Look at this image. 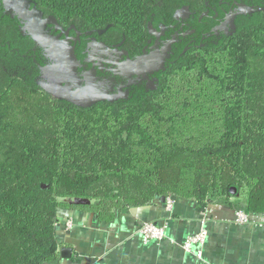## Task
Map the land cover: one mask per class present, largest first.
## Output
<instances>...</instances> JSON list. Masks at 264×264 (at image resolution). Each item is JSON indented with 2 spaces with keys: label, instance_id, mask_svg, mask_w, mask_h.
I'll return each mask as SVG.
<instances>
[{
  "label": "trees",
  "instance_id": "obj_1",
  "mask_svg": "<svg viewBox=\"0 0 264 264\" xmlns=\"http://www.w3.org/2000/svg\"><path fill=\"white\" fill-rule=\"evenodd\" d=\"M27 1L76 58L120 65L84 61L83 106L44 91L0 4V264L57 261L59 210L104 224L174 196L264 217V0Z\"/></svg>",
  "mask_w": 264,
  "mask_h": 264
},
{
  "label": "crops",
  "instance_id": "obj_2",
  "mask_svg": "<svg viewBox=\"0 0 264 264\" xmlns=\"http://www.w3.org/2000/svg\"><path fill=\"white\" fill-rule=\"evenodd\" d=\"M167 198L172 201L170 207ZM167 198L125 208L104 224L93 213L63 210L57 220L58 259L44 264H264V220H257V225H236L233 208L223 202L210 204L206 210L208 236L202 258L197 259L179 244L199 229L200 212L191 200ZM68 221L70 229H66ZM142 222L167 223L166 240L144 242L136 233ZM63 247L71 249L69 258L59 254Z\"/></svg>",
  "mask_w": 264,
  "mask_h": 264
},
{
  "label": "rangeland",
  "instance_id": "obj_3",
  "mask_svg": "<svg viewBox=\"0 0 264 264\" xmlns=\"http://www.w3.org/2000/svg\"><path fill=\"white\" fill-rule=\"evenodd\" d=\"M0 4L4 11V17L9 20L13 19L21 22V34L30 37L29 39H32V44L35 43L37 45L35 49L38 53L37 59L41 65L38 83L42 89L46 92L53 93L56 97L71 99L76 105L80 106L87 104L89 100L91 101L94 96L93 92V96L91 94L88 95L89 90L93 89L91 88V83L85 81L84 86L77 89L75 93L70 84H78L80 79L84 75H87L88 70L84 65V61L97 57L98 61H103L107 65H114L117 61L116 59L119 58L117 55L119 51L115 48H109L107 53L96 51L93 55L87 52L88 56L84 60L83 57L76 58L70 44L63 41H52L50 39L52 37L48 38L46 31L45 40H38L39 35L36 31V25L32 26L33 24L29 16L32 17L34 15L41 23L43 20H41L39 13L29 9L30 6L27 0H0ZM241 12L244 13L243 10L239 11V13ZM234 14L230 15L228 21L231 22L233 20ZM147 60L149 62L151 61L150 59ZM154 62L158 63V67H161V62ZM154 62L148 63L147 65L155 64ZM146 67L151 70L155 69V65Z\"/></svg>",
  "mask_w": 264,
  "mask_h": 264
},
{
  "label": "built area",
  "instance_id": "obj_4",
  "mask_svg": "<svg viewBox=\"0 0 264 264\" xmlns=\"http://www.w3.org/2000/svg\"><path fill=\"white\" fill-rule=\"evenodd\" d=\"M167 205L170 207L172 201L167 198ZM233 223L236 225H257V220L264 217H254L243 210L233 211ZM199 229L185 237V239L179 244V247L185 253H188L197 259H201L203 255V250L206 244L208 231L206 228V223L208 222V216L206 211L200 212ZM260 222H263L259 220ZM66 229L71 228V222H66ZM167 223L156 224L153 222H142L136 230L137 235L146 243L155 242L160 243L167 238Z\"/></svg>",
  "mask_w": 264,
  "mask_h": 264
},
{
  "label": "flooded vegetation",
  "instance_id": "obj_5",
  "mask_svg": "<svg viewBox=\"0 0 264 264\" xmlns=\"http://www.w3.org/2000/svg\"><path fill=\"white\" fill-rule=\"evenodd\" d=\"M29 2V6H30V1H28ZM28 6V7H29ZM31 7V6H30ZM29 7V9L31 10H34L33 8H30ZM37 12V11H36ZM38 13V12H37ZM28 14V13H27ZM29 16V15H28ZM29 18H31V23L33 24L32 26H34V25H36V31L38 32V35H39V37H38V40H45V31L48 33V34H50V35H52L53 33H52V31H51V29L47 26V27H45V24H44V21L41 23V22H39L38 20H37V18L33 15L32 17H30L29 16ZM40 18H41V15H40ZM41 20H43L42 18H41ZM17 21V20H16ZM16 26H17V30H19L20 32H21V22H19V21H17V23H16ZM22 35V37H25V38H27L28 40H31L32 41V39H29L30 37H28V36H26V35H23V34H21ZM74 40H76V39H74ZM58 41H63V42H65V43H67V44H70L71 45V48H74V45H75V43H74V41L72 40H63V38L62 39H60V40H58ZM90 45V44H89ZM37 45L34 43V46H33V49H31L32 51L33 50H35V47H36ZM100 49H102V48H100ZM109 49V48H108ZM110 49H114V48H110ZM96 51H98V50H94L93 52H91L93 55L95 54V52ZM109 50H105V49H103V52L104 53H107ZM88 52V51H87ZM101 52H102V50H101ZM91 53H89V54H91ZM88 56V55H87ZM89 61V60H88ZM116 64H118V65H120V63L119 62H115ZM143 66V65H142ZM144 67V66H143ZM143 67H140V68H138V69H136L137 71H141V69L143 68ZM124 68V67H123ZM122 68V69H123ZM142 70H144V69H142ZM89 72L87 71V73L86 74H88ZM86 76L87 75H84L81 79H80V81H79V83L78 84H70V86L72 87V88H74V87H79L80 86V84L82 83V82H85V79H86ZM82 86V85H81ZM79 88H81V87H79ZM78 88V89H79ZM94 90L92 89H90L89 90V92H88V95H92V92H93ZM74 93H75V91H73ZM103 92H105V90H103ZM87 95V96H88ZM93 96V95H92ZM96 96H98V95H95L94 94V96H93V98H96ZM96 101V100H95Z\"/></svg>",
  "mask_w": 264,
  "mask_h": 264
},
{
  "label": "water",
  "instance_id": "obj_6",
  "mask_svg": "<svg viewBox=\"0 0 264 264\" xmlns=\"http://www.w3.org/2000/svg\"><path fill=\"white\" fill-rule=\"evenodd\" d=\"M101 96L99 95V97H101ZM230 193L234 194L235 193V189L234 188H231L230 189ZM161 200H165V197H161ZM62 213H63V211L62 210H59L57 216L58 217H61ZM58 228L59 227L56 226V230L57 231H58ZM59 254L61 255L62 258H69L70 255H71V249L68 248V247H63V248L59 249Z\"/></svg>",
  "mask_w": 264,
  "mask_h": 264
}]
</instances>
